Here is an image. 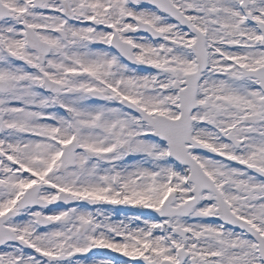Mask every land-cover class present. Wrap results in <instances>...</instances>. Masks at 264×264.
I'll return each instance as SVG.
<instances>
[{"label": "snow or ice", "instance_id": "6c2138e0", "mask_svg": "<svg viewBox=\"0 0 264 264\" xmlns=\"http://www.w3.org/2000/svg\"><path fill=\"white\" fill-rule=\"evenodd\" d=\"M0 264H264V0H0Z\"/></svg>", "mask_w": 264, "mask_h": 264}, {"label": "rangeland", "instance_id": "374dc122", "mask_svg": "<svg viewBox=\"0 0 264 264\" xmlns=\"http://www.w3.org/2000/svg\"><path fill=\"white\" fill-rule=\"evenodd\" d=\"M123 212H126V210L125 209L121 210V214H123ZM110 255L115 256L116 254H110Z\"/></svg>", "mask_w": 264, "mask_h": 264}]
</instances>
